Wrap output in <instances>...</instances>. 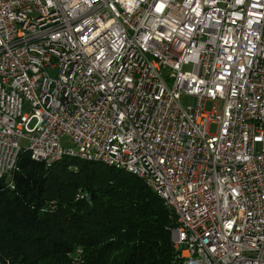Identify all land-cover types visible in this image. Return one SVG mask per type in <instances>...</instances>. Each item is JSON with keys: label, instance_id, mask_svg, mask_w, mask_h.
Here are the masks:
<instances>
[{"label": "built area", "instance_id": "built-area-1", "mask_svg": "<svg viewBox=\"0 0 264 264\" xmlns=\"http://www.w3.org/2000/svg\"><path fill=\"white\" fill-rule=\"evenodd\" d=\"M66 149L147 171L182 264H264V0H0V178Z\"/></svg>", "mask_w": 264, "mask_h": 264}, {"label": "trees", "instance_id": "trees-1", "mask_svg": "<svg viewBox=\"0 0 264 264\" xmlns=\"http://www.w3.org/2000/svg\"><path fill=\"white\" fill-rule=\"evenodd\" d=\"M175 225L143 179L102 162L22 150L0 178V264H182Z\"/></svg>", "mask_w": 264, "mask_h": 264}, {"label": "bare ground", "instance_id": "bare-ground-1", "mask_svg": "<svg viewBox=\"0 0 264 264\" xmlns=\"http://www.w3.org/2000/svg\"><path fill=\"white\" fill-rule=\"evenodd\" d=\"M32 158L44 162L46 165L50 166L55 164L56 162L62 160L65 157H74L82 160L87 161H97L107 164L109 166L116 167L118 169H123L124 171L136 175L137 177L143 179L146 185L157 195L159 196L164 204L169 208L172 212L173 216L175 217L176 223L180 222V215L178 213V209H175L171 199L167 195H163L160 189H157L155 181L151 179L148 175L147 171L140 170V168L136 166H128L125 165L122 161H113L109 157L104 156L103 153L100 152H84L81 150H73V149H66L61 151V154H52V155H40V154H31ZM18 160L19 158H14V168H18ZM175 240V233L172 230V242L174 244Z\"/></svg>", "mask_w": 264, "mask_h": 264}, {"label": "rangeland", "instance_id": "rangeland-1", "mask_svg": "<svg viewBox=\"0 0 264 264\" xmlns=\"http://www.w3.org/2000/svg\"><path fill=\"white\" fill-rule=\"evenodd\" d=\"M183 104H185V105L188 104V98L183 99ZM214 107H216L218 110H221L223 107V100H221V99H218L217 101L208 100L205 103V110L209 111V110H212ZM211 132L212 133L215 132V125H212ZM68 142H69V138L67 136H64L62 138V144L66 145V144H68ZM21 143H22V145H24L25 143H27V141L23 139L21 141Z\"/></svg>", "mask_w": 264, "mask_h": 264}]
</instances>
